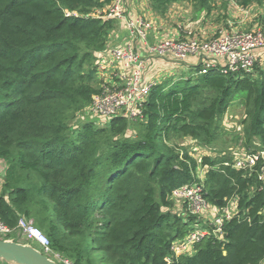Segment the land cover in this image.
<instances>
[{"label":"trees","instance_id":"16d2710c","mask_svg":"<svg viewBox=\"0 0 264 264\" xmlns=\"http://www.w3.org/2000/svg\"><path fill=\"white\" fill-rule=\"evenodd\" d=\"M112 1L0 0V220L15 228L32 219L72 264H263L264 160L237 170L224 156L197 160L169 140L211 144L237 100L244 145L264 150V67L222 74L198 63L188 77L153 85L140 119H80L99 91L96 53L115 27V19L91 14ZM148 1L163 16L182 0ZM190 1L212 9L213 0ZM199 164L207 165L203 180ZM189 183L201 184L218 208L236 196L245 213L223 222L222 239L205 236L191 254L176 255L171 245L195 215L173 210L171 193Z\"/></svg>","mask_w":264,"mask_h":264},{"label":"built area","instance_id":"2783aa9c","mask_svg":"<svg viewBox=\"0 0 264 264\" xmlns=\"http://www.w3.org/2000/svg\"><path fill=\"white\" fill-rule=\"evenodd\" d=\"M127 0H113L104 10H95L91 15L102 18L122 20L128 31L124 44L108 47L102 53L96 54V76L100 82L98 93L94 94L91 103L86 108L87 114L97 116L96 123L106 124L113 116L122 115L131 120L143 117L142 105L153 85L158 82L154 74L147 73V61L135 49L134 40L142 42L149 56L167 58L181 63L191 56H200L204 71L209 67L227 74L234 71L249 72L259 60L255 51L264 47V32L261 29L250 31L230 30L223 31L214 38H199L190 36L186 38H163L154 43L147 42V33L153 27L150 20L142 14L132 15L127 11ZM67 14H77L75 11ZM100 54V55H99ZM202 156H209L204 154ZM220 156L225 157L224 165H230L237 170H252L260 159L264 160V150H227ZM207 169V165H204ZM206 171V170H205ZM264 182V164L258 173ZM201 180L203 178L199 177ZM172 199H183L187 212L195 215L203 212L208 206L214 209L212 218H207V228L198 229L171 245L174 254H191L193 244L205 236H214L222 239V224L238 215V199L229 198L220 208L208 204L203 197V187L199 183L184 184L175 188L171 193ZM264 213V209L259 211ZM210 227V229L208 228ZM20 232L30 242L36 244L46 256L52 254L58 264H72L49 246L46 235L35 226L32 219L20 218L15 228H9L0 220V238L9 234ZM9 238V237H7ZM191 248V249H190Z\"/></svg>","mask_w":264,"mask_h":264},{"label":"rangeland","instance_id":"374dc122","mask_svg":"<svg viewBox=\"0 0 264 264\" xmlns=\"http://www.w3.org/2000/svg\"><path fill=\"white\" fill-rule=\"evenodd\" d=\"M183 2L185 0H182ZM173 6V3L170 5L169 8ZM194 9L196 8L193 6ZM169 10V9H168ZM128 11V10H127ZM175 11V10H171ZM208 17L205 19L207 20L206 28L203 26L198 27L196 29L192 28L190 36H195L199 38H214L220 34V32L225 31H232V30H254V29H261L264 32V0H258L247 7H240L237 5L234 0H213L212 1V10L209 14H206ZM199 15H196V18ZM193 19L194 16H193ZM230 27V28H229ZM118 29V25L114 27V31ZM182 30H187V28L181 27ZM264 53V47L262 49ZM261 51V52H262ZM258 50L255 51L256 58L259 60L261 58V66L264 67V54L257 55ZM192 63H187V65L191 66L190 64H196L198 62L197 57L193 58L191 61ZM189 66H185L182 70H172L169 74L166 73L164 78L161 80L169 79L176 81L180 78H185L193 74V69ZM179 82V84H181ZM80 119H89L91 121H95L97 116L91 115L90 113L87 114L86 109L82 110L81 113L78 114ZM244 117V109L240 102L237 100L233 101L229 104L225 115L220 119V133L217 139L213 140L211 144L205 145L197 140H194L191 137H177L173 136L169 140V143L174 145L176 148H180V150H186L188 154L200 160L202 155L209 154L210 157H219L223 151L227 150H247L246 146L244 145L245 139L243 136V125L242 119ZM98 124V123H97ZM100 126H104L99 122ZM255 144L251 146V149L254 148ZM3 163L0 162V186H1V176H3L2 168ZM205 167L201 164L197 167V177H204ZM173 200V210L180 212V210H187L186 203L183 199H172ZM214 209L211 207H207L203 212L199 214H195L194 221H190L189 233L198 229H205L207 228L209 221L207 218H212L214 215ZM36 226V225H35ZM2 237V236H0ZM12 237L16 241L26 242L27 240L20 234V232L13 233ZM36 245V244H34ZM191 249V248H190ZM194 252V250H193ZM50 257H53L52 254H47ZM264 264V261H263Z\"/></svg>","mask_w":264,"mask_h":264},{"label":"crops","instance_id":"0c3cea01","mask_svg":"<svg viewBox=\"0 0 264 264\" xmlns=\"http://www.w3.org/2000/svg\"><path fill=\"white\" fill-rule=\"evenodd\" d=\"M126 5L129 14L132 15L142 14L145 16V18H147L152 22L153 27L147 33L148 43H154L156 40L163 38L178 39V38L189 37L186 36V34L192 32L191 31L192 28L196 29L200 27L201 29L202 26L203 28H206V25H208L207 20H205L208 17L206 14H209L211 12L210 11L209 13H207L205 10L199 11L197 8L194 9L193 7L194 4L190 0H185L184 2L183 1L173 2V6L171 8H168L169 10L163 16L157 15L154 12H152V10L149 7L148 0H127ZM172 9L175 11L174 12L171 11ZM196 15L199 16L196 18ZM193 16L195 19H193ZM116 24L118 25V29L115 31L113 29L109 33L105 49L108 47H114L120 44H124V42L127 39L128 31L127 28L125 27L124 22L122 20L115 19V26ZM181 27L187 28V30L186 31L182 30ZM134 44L137 52L141 56L145 57L147 61V65H148L147 73L148 74L153 73L155 79L158 78V82L162 81L161 79L164 78L165 74L166 73L169 74L170 72H172L173 69L174 71L182 70L184 69L185 66H189L187 65V63H192L191 61L195 57H197L198 60L196 64L202 63L200 56H194V57L191 56L181 63L171 61L163 57L149 56L145 51V47L140 40L135 38ZM262 49L263 48L258 49L257 55L264 54ZM99 53L101 54L102 51ZM260 60L261 58H259V63L261 64L262 62ZM196 64H190L191 66L189 67L191 68L192 65H196ZM2 173H3V168H2Z\"/></svg>","mask_w":264,"mask_h":264},{"label":"water","instance_id":"95a60500","mask_svg":"<svg viewBox=\"0 0 264 264\" xmlns=\"http://www.w3.org/2000/svg\"><path fill=\"white\" fill-rule=\"evenodd\" d=\"M0 264H58L30 242L0 238Z\"/></svg>","mask_w":264,"mask_h":264}]
</instances>
